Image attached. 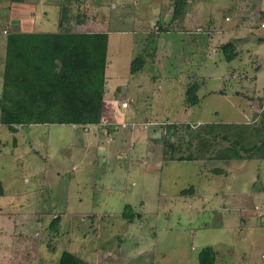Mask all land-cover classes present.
<instances>
[{"label":"rangeland","instance_id":"374dc122","mask_svg":"<svg viewBox=\"0 0 264 264\" xmlns=\"http://www.w3.org/2000/svg\"><path fill=\"white\" fill-rule=\"evenodd\" d=\"M70 1L0 0V79L12 32L60 20L107 32L111 119L0 125V264H59L66 251L83 264H199L208 247L214 264H264V147L224 159L223 129L201 151L187 145L209 123L237 124L246 148L264 139V0H75L83 9L69 15ZM180 153L199 160L169 161Z\"/></svg>","mask_w":264,"mask_h":264},{"label":"trees","instance_id":"16d2710c","mask_svg":"<svg viewBox=\"0 0 264 264\" xmlns=\"http://www.w3.org/2000/svg\"><path fill=\"white\" fill-rule=\"evenodd\" d=\"M63 1L61 0V5ZM11 2L14 5L22 4L24 0H11ZM178 8L179 4L174 11L175 19L179 17ZM62 25L63 22L60 20L59 29L63 27ZM108 40L109 36L106 32L76 33L59 30L56 33L16 31L8 34L0 79L2 86L0 125L8 128L12 133L18 132V126L57 124L81 126L85 129L89 126H100L106 92ZM221 51L228 63L237 57L235 45L231 42L224 43ZM144 66L143 59H135L131 62V74L138 73ZM199 90L198 83L189 86L186 92L188 106L194 107L200 104ZM173 125L176 130L180 127L185 130L191 128L189 125L179 127L178 123ZM236 125L201 124L197 132L199 140L195 144L189 141L187 145L188 147L199 146L198 150L201 151L208 143L204 141V136L211 134L216 136V132L219 134L218 131L225 130L226 135L219 134L222 141L228 142L224 149L229 153L223 155L224 159L241 158L242 155L236 149L238 146L247 154L250 150H259L264 147V139L253 148L240 145L243 139L241 130L236 133V139H233L234 129L239 130ZM168 147L176 152L177 148L172 149L173 142H169ZM179 150L181 152V149H178V152ZM209 157L214 160L213 157ZM198 160V156L191 153L172 154L169 157V161ZM0 196H3L1 182ZM215 261L216 251L211 247L203 249L199 254V264H214ZM59 264H83V262L73 253L66 251L62 254Z\"/></svg>","mask_w":264,"mask_h":264},{"label":"crops","instance_id":"0c3cea01","mask_svg":"<svg viewBox=\"0 0 264 264\" xmlns=\"http://www.w3.org/2000/svg\"><path fill=\"white\" fill-rule=\"evenodd\" d=\"M71 3H72V6H70V7H72V9L69 11V15H75V13H77L78 11H79V9H83V6L81 5V6H73V4H74V2H75V0H71L70 1ZM63 12L64 11H66V10H62ZM62 12V13H63ZM49 23V22H48ZM86 23V22H85ZM86 25V24H85ZM65 26V25H64ZM64 26L61 28V29H59V21L58 22H56V28L53 30V31H48V30H44V29H40V28H33V29H30V30H24V32H26V33H56V32H58L59 30H62V31H70V32H76V33H88V32H97V31H93V30H91V29H74V30H69V29H64ZM99 32V31H98ZM101 32V31H100ZM107 33V32H106ZM109 35V34H108ZM192 43H193V38H192ZM108 67V66H107ZM106 70H107V68H106ZM106 79H107V77H106ZM112 102V101H111ZM105 103V102H104ZM103 103V119H107V118H109V119H111V115H110V113H108L107 112V108H106V103L104 104ZM123 103H126V102H123ZM122 103V104H123ZM117 105V104H116ZM129 106H127L126 108H128ZM123 108V107H122ZM125 108V109H126ZM105 113H106V115H107V117H106V115H105ZM103 119H102V121H103ZM89 127H98V129H101V125L100 126H89ZM87 129V128H86ZM105 131V130H104ZM107 131V130H106ZM18 132H19V130H18ZM17 132V133H18ZM16 133V134H17Z\"/></svg>","mask_w":264,"mask_h":264},{"label":"built area","instance_id":"2783aa9c","mask_svg":"<svg viewBox=\"0 0 264 264\" xmlns=\"http://www.w3.org/2000/svg\"><path fill=\"white\" fill-rule=\"evenodd\" d=\"M260 28L261 30L264 32V18L262 19V21L260 22ZM124 108H126L128 106L127 103H123L122 104Z\"/></svg>","mask_w":264,"mask_h":264}]
</instances>
